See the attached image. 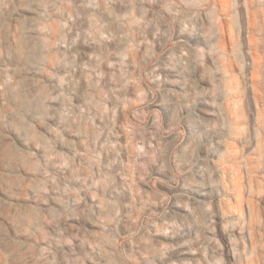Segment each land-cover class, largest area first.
<instances>
[{
	"label": "clouds",
	"instance_id": "1",
	"mask_svg": "<svg viewBox=\"0 0 264 264\" xmlns=\"http://www.w3.org/2000/svg\"><path fill=\"white\" fill-rule=\"evenodd\" d=\"M250 38L264 0H0V264H264Z\"/></svg>",
	"mask_w": 264,
	"mask_h": 264
},
{
	"label": "rangeland",
	"instance_id": "2",
	"mask_svg": "<svg viewBox=\"0 0 264 264\" xmlns=\"http://www.w3.org/2000/svg\"><path fill=\"white\" fill-rule=\"evenodd\" d=\"M229 42H232V34L229 32ZM249 50H250V59H251V71L249 72V79L252 82V95L253 101L256 104L257 109V120L261 118V109H260V99L264 97V92L261 91L257 85L264 81V51L261 50V46L258 43H253L252 39H249ZM235 78L233 81H229L225 85V92L230 97H235V99H231L226 101L225 107L228 109L233 118L238 122L239 114L241 112V100L240 92H239V84H235L233 86ZM204 107V105H201ZM162 115L167 119L169 115V109L166 107L160 108ZM224 151L227 159H223L218 162V167L221 169V182L223 185L224 195L219 197L218 206L216 211L221 216H225L227 213L236 214L238 206L241 204V180L238 175V169L234 164L231 163V158L235 156L237 152V146L234 143L225 142ZM213 158H215L216 153H211ZM200 195V193H196ZM231 197V199L229 198ZM203 198H209V195L206 193ZM215 199V197H212ZM232 200H235V204H233ZM161 239H163L161 237Z\"/></svg>",
	"mask_w": 264,
	"mask_h": 264
}]
</instances>
